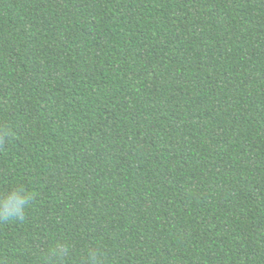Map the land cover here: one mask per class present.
Returning <instances> with one entry per match:
<instances>
[{
    "label": "trees",
    "instance_id": "16d2710c",
    "mask_svg": "<svg viewBox=\"0 0 264 264\" xmlns=\"http://www.w3.org/2000/svg\"><path fill=\"white\" fill-rule=\"evenodd\" d=\"M4 130L0 264H264V0H0Z\"/></svg>",
    "mask_w": 264,
    "mask_h": 264
},
{
    "label": "clouds",
    "instance_id": "9594fccd",
    "mask_svg": "<svg viewBox=\"0 0 264 264\" xmlns=\"http://www.w3.org/2000/svg\"><path fill=\"white\" fill-rule=\"evenodd\" d=\"M10 135L11 133L7 130L0 132V145H3L5 137ZM34 199V193L26 192L23 189H13L8 194L0 196V222H23L26 219L25 209ZM68 251L67 245H60L58 249L52 250L51 256L63 261ZM88 261L90 264H101L100 253L95 250L89 251Z\"/></svg>",
    "mask_w": 264,
    "mask_h": 264
}]
</instances>
